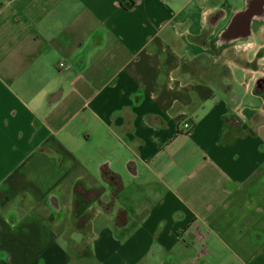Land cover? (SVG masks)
Returning a JSON list of instances; mask_svg holds the SVG:
<instances>
[{
    "label": "crops",
    "instance_id": "0c3cea01",
    "mask_svg": "<svg viewBox=\"0 0 264 264\" xmlns=\"http://www.w3.org/2000/svg\"><path fill=\"white\" fill-rule=\"evenodd\" d=\"M258 1L0 0V264H264Z\"/></svg>",
    "mask_w": 264,
    "mask_h": 264
},
{
    "label": "rangeland",
    "instance_id": "374dc122",
    "mask_svg": "<svg viewBox=\"0 0 264 264\" xmlns=\"http://www.w3.org/2000/svg\"><path fill=\"white\" fill-rule=\"evenodd\" d=\"M233 5V4H232ZM232 5H230L231 7H232ZM229 6V7H230ZM236 6H238V8L240 7L238 4L236 5ZM262 26L264 27V23L262 24ZM254 29L255 30H257V27H254ZM264 35V34H263ZM255 39H257L255 42H260V40L264 43V36H263V38L262 39H260L259 38V36H256V37H254ZM252 40V39H251ZM186 252V251H185Z\"/></svg>",
    "mask_w": 264,
    "mask_h": 264
},
{
    "label": "built area",
    "instance_id": "2783aa9c",
    "mask_svg": "<svg viewBox=\"0 0 264 264\" xmlns=\"http://www.w3.org/2000/svg\"><path fill=\"white\" fill-rule=\"evenodd\" d=\"M64 67H65V65H64L63 62L59 63V68H64ZM184 127H185V129H190V125L189 124H185Z\"/></svg>",
    "mask_w": 264,
    "mask_h": 264
},
{
    "label": "water",
    "instance_id": "95a60500",
    "mask_svg": "<svg viewBox=\"0 0 264 264\" xmlns=\"http://www.w3.org/2000/svg\"><path fill=\"white\" fill-rule=\"evenodd\" d=\"M240 15H241V14H237L236 17L234 18V20L239 19ZM250 26H251V23H250Z\"/></svg>",
    "mask_w": 264,
    "mask_h": 264
},
{
    "label": "flooded vegetation",
    "instance_id": "af4514ba",
    "mask_svg": "<svg viewBox=\"0 0 264 264\" xmlns=\"http://www.w3.org/2000/svg\"><path fill=\"white\" fill-rule=\"evenodd\" d=\"M257 3L262 4V3H264V0L258 1ZM250 11H251V9H250Z\"/></svg>",
    "mask_w": 264,
    "mask_h": 264
}]
</instances>
